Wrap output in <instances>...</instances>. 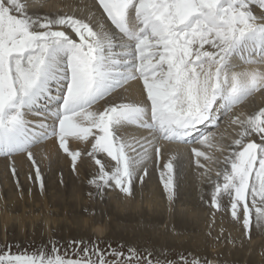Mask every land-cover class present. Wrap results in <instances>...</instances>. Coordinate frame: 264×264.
I'll return each mask as SVG.
<instances>
[{
  "label": "snow or ice",
  "instance_id": "obj_1",
  "mask_svg": "<svg viewBox=\"0 0 264 264\" xmlns=\"http://www.w3.org/2000/svg\"><path fill=\"white\" fill-rule=\"evenodd\" d=\"M96 2L111 27L95 13L33 16L27 0H0V157L26 154L43 189L32 149L54 139L73 170L82 156L93 160L97 172L89 183L98 194L115 187L130 196L138 171L153 156L159 162L166 145H201L227 153L210 206L226 210L227 198L246 232L253 223L264 228V108L231 117L238 127L231 144L201 128L218 129L222 115L264 91V0ZM133 81L142 83L145 102L96 108ZM130 127L147 135H130ZM73 143L90 147L73 149ZM191 152L207 175L201 158L215 162V155L198 147ZM176 160L171 155L160 171L170 202ZM72 243L83 247L71 256L52 244L0 253V264H172L151 252L129 249L125 256L110 246ZM183 264L212 262L184 258Z\"/></svg>",
  "mask_w": 264,
  "mask_h": 264
},
{
  "label": "rangeland",
  "instance_id": "obj_2",
  "mask_svg": "<svg viewBox=\"0 0 264 264\" xmlns=\"http://www.w3.org/2000/svg\"><path fill=\"white\" fill-rule=\"evenodd\" d=\"M93 1H95V0H88V3H86L89 10L92 11V13H95V18H99L100 20H104L105 23H108V22H106V19L104 17V14L102 13V10L99 9L97 4L95 3L96 1L95 2H93ZM49 3H51L50 0H48V1L41 0V2H38L40 9H43V10H46L45 6L48 5ZM66 6L67 5L61 4V7L59 8L60 13L58 12L57 14L58 15H65V14L71 15V12L69 11L70 7H68V6L66 7ZM51 12H56V11L53 10ZM108 25H110V22L108 23ZM122 95H124V94L119 93L116 97H113V98L111 96L108 97L106 99V101L104 102V104H102L99 107V109H102L106 104H108L110 102H117V103L118 102H127L128 99L126 100L125 98H123L124 96H122ZM128 102H130V101H128ZM100 103H102V101ZM260 108H264V104ZM260 108L259 107H257V108L253 107V108H250L251 110L249 109L244 113L245 114H253L255 111H259ZM230 120H227L228 123H230ZM224 121H226L225 117L221 120V122H224ZM236 131H238V128H236ZM253 138H255V137H253ZM87 147H90V146H87ZM72 148L75 149L74 147H72ZM79 148L81 149V147H79ZM206 152H211L217 158V161H215V162L205 161L201 158V161L203 162V164L206 165V168L211 169V171H209L207 175H202V173L205 172V169L198 167L196 162H193V164L191 163L189 165L184 161L176 162V165H177V167H176V184H177L176 197H175V200L172 201V208L171 207L169 208L167 206L168 203L167 204L162 203V205L160 207L161 209L159 208L160 212L162 213V219H163L162 223H155L151 220L152 216L149 214L152 212L149 211V208H147V205L145 204V202H146L145 198H147V191L150 189L149 188L150 184H148V181L151 184H153L154 182L162 183L160 180V175H157V174L159 173V171L162 170L163 165L161 163H160V165H158L159 162L157 163V160L155 157H153L154 159L152 158L151 160L147 161L146 162L147 165H150V163H151L152 164L151 166H153L154 170H157V171L159 170L158 172L155 171V172H157L156 174L154 172H152V173H154V177L158 181H156L152 177L153 176L152 174H151L152 175L151 177L153 179L150 177V174L147 177L143 176V178H145L143 181H141L139 178V180H140L139 184L140 185H139L138 189L137 188L135 189V194L137 195V196H135V198H136V200L140 201V206L143 205V207L142 206L140 207V209H141L140 211L144 212L143 213L144 215H146V213H147L148 216L144 219V222L143 221H133L132 224H131V222L130 223L125 222V223H122L123 225L121 224L122 226L120 225L119 222H116L117 223V224L115 223L116 225L114 224V222L109 223L108 231H106L105 234L101 238H98V237L96 238V236H94L93 234H91V236H89V238H87V236L84 237L82 235L85 232L86 233L89 232V228L91 227V223H92L91 221H89L85 224V228L88 231L85 228H83L85 230V231H83V229H81L82 226L76 225L70 219L68 220L64 217V215H63L64 209L60 208L59 206H58V208L52 206L54 204V201L61 203V204L64 203L65 199L63 197H60L61 193L59 192V188H60L59 186H61V184L63 182H65V184H66L68 182L67 180H69L65 174L63 175L62 172H59V170L60 169L62 170L63 167L62 166L60 167L58 165L59 164L58 160H54L55 162L54 161L52 163L50 162L51 166L49 168H47V171L44 173V177H43V181H44L43 182V192L45 193V197L50 204L49 205L50 208L47 211V213L50 215L49 216L50 220H51V221L49 220L50 224L52 225V226L50 225L51 229L49 231V234H43L42 235L38 231V226H40L42 224V222H44V219H45L42 217L43 215L40 216L38 219L34 218L35 220L34 219L32 220L30 217H28L25 220V225H26L25 232L21 234L19 232V230H20L19 224L16 221V219H14V218L17 215H21L22 212L21 213H15V212L11 211L12 213L11 212H9V213L13 214V221L15 220L14 221L15 223L13 221L10 223V225H9L10 227H8V230L6 233L5 242H3L0 238V253H4L7 251H11V253H13V254L24 253V252L32 253V252L36 251L37 249L50 247L52 244H58L59 247L61 248L62 252L64 250H67L69 256H71L74 251H78L79 248L83 247L82 244L77 245V244H73L72 242L84 241L89 245L96 243L103 250H109V246H110L111 249H116V250L122 251L125 254V256L128 255L129 249H135L137 252L141 253L142 255H145L146 253L151 252L154 258H158L162 262L163 261H171L172 264H183L184 258H186L188 260H191L192 258H198V259H201L202 261L207 260V261L212 262V257H217L216 263H214V264H264V236L254 240V242L252 241L251 235H252L253 230L255 228L254 223H253L251 232L249 233V232L245 231L244 227L242 226V223L240 224V222H237L233 219H231L230 221L225 219L226 217L232 218L231 213H230V208L227 207V198H224V201H223L224 204H226V207H227L226 210L216 211L214 208H212L210 206L211 192L213 190L212 181L216 179V176H215L216 170L224 167V165L222 163H220L219 161L222 160L223 155H226L227 153H224L222 155L221 153H217L215 150H209V149H206ZM64 156H67V155L64 153ZM81 158H82V160H89L90 159V162L92 160L90 157H87L86 155L82 156ZM29 162H30V166L27 170L23 169L22 171H19L17 173L18 174L17 176H14V174H12L9 177V180L11 179L10 180L11 185L12 184L15 186L18 185L17 188H15L14 192L22 193L23 195H24L23 192H25V194L27 196H29L28 193L31 189H32L31 191L34 192V190L36 188L41 187L40 181L39 182L35 181L36 182L35 183L34 180H32V179L31 180H25L24 178H21L23 172L28 171L30 175L36 173L35 167L33 166L32 162L30 160H29ZM36 162L40 168L41 165H40L39 161L36 160ZM93 163L94 162H91L92 165L90 164V167L93 170V172L89 167L88 168L86 167L87 165H85L83 167L84 170L83 169H81L82 171H80V169L78 170L77 177L79 178L81 185H84V186H87L90 188L93 187L95 189V187L89 183L90 179L97 172V165H95V163L94 164ZM58 166H59V168H58ZM190 166L195 167L193 169H196L195 170L196 173L191 174ZM69 171L74 173V171H76V169L73 170L72 165H70ZM8 175L9 174H6V176H8ZM202 176H205L206 182L201 184L200 182L202 181V179H201ZM63 178L66 180H64ZM136 179L134 180L133 184L135 183V181H138V179L137 180ZM146 180H147V182H146ZM51 181H53V184H50ZM4 182H5L4 176L2 174H0V189H1V192H3L2 195L0 192V199L5 200V203L7 204L6 207H8L7 209L9 210L10 209V203H9V201H6L5 194L9 190L8 187L10 188V186H7ZM23 184H24V186H23ZM28 184H31L32 187H34V188L29 187ZM54 185H56V186H54ZM146 185H148L149 187H147ZM52 186H54V188ZM144 189H147V190H144ZM48 191L49 192L51 191V193H48ZM59 194H60V196H59ZM112 194H114V195H112ZM112 194L106 193L104 191L103 194L101 195L103 198H100V199L98 198L97 203L98 202L100 203V200L103 201L101 203H105V202H108L112 199L115 200V198H116V200L121 201L122 197L125 195V193L121 192L119 190V188H116ZM87 195L88 194L86 192L85 193V199H86L85 201L90 200L89 202L88 201L86 202L90 205L94 202L93 201L94 199H92L93 197L87 196ZM116 195H117V197H116ZM48 196H50V198ZM108 196H109V198H108ZM51 197H52V199H51ZM88 197H89V199H88ZM110 197H111V199H110ZM105 198H106V201L104 200ZM143 201H145V202H143ZM33 205H34V207L32 208V211H36L37 209H40V207H41L40 205H36V203H34ZM170 205H171V203H170ZM164 206H166V208ZM30 209L31 208H27V210H26L27 216L30 215ZM195 209L201 211L200 213L202 214V218L200 220L195 221V222L189 223L186 227L189 230L182 231L181 225H183V224H182V222L177 220L178 215L180 213H183V212L185 213L187 211L190 213ZM61 211H63V212H61ZM57 213L58 214L60 213L59 216ZM222 213H224V214H222ZM218 216L221 219H219ZM55 217H57L56 218L57 219L56 224L53 221L55 219ZM214 217H216V218L214 219ZM148 218H150V219H148ZM224 219H225V221H224ZM32 222H33V224H32ZM61 222H63L62 223L63 226L61 225ZM70 222H72V223H70ZM233 222H235V224H233ZM124 225H126V226H124ZM117 226L118 227L120 226V227L117 229ZM141 226H143V227H141ZM34 227L36 228L35 229L36 231L34 230ZM216 227H220V228H217V230H216ZM234 227H235V230L233 229ZM237 228L239 230L241 229L243 233L242 232L237 233L236 236L233 237L232 240L228 239V238H231V234L234 233L237 230ZM65 229H66V231H65ZM70 231H78V232H80L79 233L80 235L78 237H74L69 233ZM116 231H117V233H114ZM118 232H119L120 236L118 235ZM127 232H129V233H127ZM174 232H177L178 234L177 233L174 234ZM191 232H193V233H191ZM181 233H183L184 236H182ZM38 234H39V236H38ZM229 234H230V236H229ZM239 234H240V236H238ZM200 236H203V237H200ZM116 237H118L119 240ZM225 239H228L227 242L225 241L226 244L223 243V241ZM175 240H176V242H175ZM230 240L232 241V243H229ZM167 241H169V243H170L169 245L167 244L168 243ZM195 241H197V245L199 246L197 251H195L191 247H188V245L194 244ZM221 243H223L220 246L221 248L219 247L215 250H211L212 246H217ZM180 244L187 245V247L180 250L179 249ZM163 245H165V246H163ZM218 249H221V250H218ZM236 250L242 252V255L239 256L238 259H237V257L234 256V253ZM227 257H229V258H227ZM109 258H111V257H109ZM251 258L253 260L254 259L255 260L251 261ZM233 259H234V261H233ZM248 260H250V261H248ZM251 262H253V263H251Z\"/></svg>",
  "mask_w": 264,
  "mask_h": 264
},
{
  "label": "bare ground",
  "instance_id": "obj_3",
  "mask_svg": "<svg viewBox=\"0 0 264 264\" xmlns=\"http://www.w3.org/2000/svg\"><path fill=\"white\" fill-rule=\"evenodd\" d=\"M48 1V0H46ZM96 1V0H95ZM93 1V2H95ZM38 2H41V0H27V3L29 5L28 7V13L30 15H33V16H49V17H54V16H57L58 12H59V8L61 7V4H64V5H67L68 7H70V12H71V15H74L78 18H82V19H87L89 14L92 13V11L89 10V8L87 7L86 3H88V0H50L51 3H49L48 5L45 6L46 10H43V9H40V6L38 4ZM45 2V1H44ZM91 2V1H90ZM97 4V2H95ZM90 5V4H89ZM66 6V7H67ZM65 7V6H64ZM92 9V8H91ZM55 10L56 12H51ZM63 10V9H62ZM67 10V9H66ZM60 13V12H59ZM68 13V12H67ZM99 19V18H98ZM106 19V18H105ZM107 22V21H106ZM109 23V22H108ZM107 23V24H108ZM109 27H111V25H108ZM119 93H123L124 96L123 98H125L128 101L130 102H145V94H144V91H143V87H142V83L140 81H133V82H130L126 88L124 89H120L118 90L117 92H115L111 97H116ZM106 101V100H105ZM105 101H102V103H100L99 105L96 106V108H99L102 104H104ZM264 104V91L262 92H259L257 93L256 95H254L253 97H251L248 101H246L244 104L236 107L232 113L228 114V115H222L221 116V120L225 117L226 118V121L224 122H221L220 120V123H219V129L217 128H211L210 126L209 127H205V126H201V128L204 130V131H216L219 134H223V143L224 144H231L232 140L234 138H236V128H238L236 125H232L230 123H228L227 120H230L232 116L236 115V114H239V113H244L246 112L247 110H249L250 108H257V107H261L263 106ZM251 110V109H250ZM257 112V111H255ZM254 112V113H255ZM128 133L130 135H135V136H141V135H147L146 132L142 131V130H139V129H136L135 127H130L128 129ZM231 140V141H230ZM70 146L74 147L75 149L76 148H79L81 147V149H85L87 146L85 145H80V144H71ZM192 147H198V148H201V150L203 151H206L207 148H204L203 146L201 145H185V144H168L165 146L164 150L162 151V154H161V159L159 160V163L158 165H160V163L163 165L167 159L171 156V155H176L177 156V160L175 161L176 162H180V161H184L186 162L188 165L189 164H193V162H195V157L194 155L192 154L191 152V148ZM33 151V155L35 157V160L39 161L41 167H40V173H41V176L42 178L44 177V173L47 171V168H49L51 166V163L54 161V160H58V165L61 167H63V169L59 170V172H62L63 175L65 174L66 177H68L69 180H67L68 182L65 184V182H63L61 184V186H59V192L61 193V196L59 194L60 197H63L65 199L64 203H58L56 201H54V204L52 205L53 207H56L58 208V206L62 209H64V217L66 219H70L74 224L76 225H79V226H82L81 229L85 228V224L89 221H91V227L89 228V232H85L84 234H82L84 237L87 236V238H89V236H91V234H93L94 236H96V238H101L106 231H108V228H109V223H112L114 222V224L116 222H119L120 225L122 223H125V222H132L133 221H143L144 222V219L148 216V214L146 213V215H144L142 211H140V207L143 205L140 206V201L136 200L135 196H137L135 194V189L139 187V177L140 176H145L144 175V167L147 168V172L148 174L146 175L149 176L150 174V177L152 176L155 180L156 178L154 177V173L156 174L158 171L157 170H154L153 169V166H151L152 164L150 163V165H144L141 167V169L138 171L139 173H137V179L138 181H135V183L133 184L132 186V195H124L122 197V200L119 201V200H110L108 202H105V203H101L103 202L102 200H100V203L98 201V198H103L101 196V194H98L97 193V190L96 188L94 189L93 187H87V186H84V185H81L80 184V180L79 178L77 177V173H78V170L80 169V171H82L81 169H83V167L85 165H87L86 167L90 168V164L91 162H93L91 160L90 162V159L89 160H82V158L77 162V166H76V171L71 172L69 171V166L72 165V162H71V159L70 157L68 156H64V153L61 149H59L58 147V144L57 142L53 139V140H48L46 141L45 143H42L36 147H34L32 149ZM217 153H220L218 151H216ZM223 155V154H222ZM155 157V156H153ZM154 159V158H153ZM203 159V158H202ZM51 162V163H50ZM55 162V161H54ZM152 162V161H151ZM183 162V163H184ZM202 162V161H201ZM182 163V162H181ZM203 163V162H202ZM94 164V163H93ZM92 165V164H91ZM30 166V162H29V159L27 157L26 154H19V155H15L11 158H7V157H0V174H2L4 176V180H5V184L7 186H10V188L8 187V191L7 193L5 194V197H6V201H9L10 203V209L8 210L6 207V203H5V200L4 199H0V238L3 242H5V237H6V233H7V230H8V227H10V223L13 221V214H11L12 212H15V213H21V215H17L14 219H16V221L18 222L19 224V232L22 234L25 232V220L30 217L32 220L35 218V219H38L40 216H42L44 219V222H42V224L40 226H38V231L40 234H49V231H50V215L47 213L48 209L50 208V204L49 202L47 201L46 197H45V193L43 192V189L41 187L39 188H36L33 191H29V196H27L24 193V195L22 193H16L14 192L15 191V188H17V186L15 185H11V179L9 180V177L10 175L13 174L12 172V168L15 167L16 169V172H15V175L14 176H17L18 172L19 171H22L23 169H28ZM58 166V168H59ZM95 166V165H94ZM195 167L193 166H190V172L191 174L192 173H196V169H193ZM158 169V168H157ZM84 170V169H83ZM92 170V169H91ZM157 171V172H155ZM89 172V171H88ZM93 172V170H92ZM91 172V173H92ZM154 172V173H152ZM9 174L8 176H6V174ZM198 173V172H197ZM140 176H139V175ZM152 174V175H151ZM179 174V173H178ZM177 174V175H178ZM91 175V174H90ZM157 175H160V171ZM197 175V174H196ZM156 176V175H155ZM198 176V175H197ZM151 177V178H152ZM21 178H24L25 180H34L35 181H38L39 180L37 179L36 177V173L35 174H32L30 175L29 172H23L22 173V177ZM52 178V177H51ZM65 178V177H64ZM63 178V179H64ZM152 178V179H153ZM159 178V177H158ZM17 179V178H16ZM15 179V180H16ZM45 179V178H44ZM81 179V178H80ZM136 179V180H137ZM145 178H143L144 180ZM148 179V178H147ZM151 179V180H152ZM202 181L200 182L201 184L206 182L205 180V176H202ZM55 180V179H54ZM66 180V179H64ZM150 180V179H149ZM13 181V180H12ZM154 181V180H153ZM158 181V180H156ZM3 182V181H2ZM26 182V181H25ZM44 182V181H43ZM147 182V180H146ZM145 182V183H146ZM152 182V181H151ZM36 183V182H35ZM143 183V182H142ZM4 184V185H5ZM17 184V183H16ZM50 184H53V181H51ZM148 184H150V187L148 185H146L147 187H149L150 189L147 191V198L146 199V202L145 204L147 205V208H149V211H151L152 213H150L149 215L152 216L151 220L155 223H162L163 222V219H162V213L160 212L159 208L161 207L162 203H168L170 205L169 206L167 204V206L170 208H172V201L170 202L168 200V197H167V193L163 187V184L162 183H156L154 182L153 184L149 183L148 181ZM29 187H32L31 184H28ZM45 185V184H44ZM187 185V184H186ZM24 186V184H23ZM22 186V187H23ZM56 186V185H54ZM54 186H52L54 188ZM3 187V186H2ZM6 187V186H5ZM21 187V186H20ZM27 187V186H26ZM7 188V187H6ZM19 188V187H18ZM34 188V187H32ZM45 188V187H44ZM5 189V188H4ZM27 189V188H26ZM58 189V188H57ZM56 189V190H57ZM116 188L115 187H112V188H107L105 189L104 191L106 193H110L112 194L114 192ZM143 189V188H142ZM50 190V189H49ZM55 190V191H56ZM144 190H147V189H144ZM0 192H1V189H0ZM5 192V191H4ZM33 192V193H32ZM54 192V191H53ZM87 192V196H91L93 197L92 199H94L93 203L92 204H88L86 203L87 201L89 202L90 200H87L85 201V193ZM146 192V191H145ZM3 192H1V195H2ZM48 193H51V191ZM53 194V193H52ZM50 195V194H49ZM114 195V194H112ZM145 195V194H144ZM50 198V196H48ZM55 197V196H54ZM106 197V196H105ZM117 197V195H116ZM119 197V196H118ZM2 198V197H1ZM109 198V196H108ZM142 198V197H141ZM52 199V197H51ZM89 199V197H88ZM111 199V197H110ZM55 200V199H54ZM106 201V198L104 199ZM143 200V199H142ZM175 200V199H174ZM60 201V200H59ZM142 202V203H143ZM34 203H36V205H40V209H37L36 211H32V208L34 207ZM175 203V202H174ZM226 205V204H225ZM166 208V206H164ZM27 208H31L30 209V215H26V210ZM55 208V209H56ZM59 208V209H60ZM227 208V207H226ZM161 209V208H160ZM144 210V209H143ZM163 210V209H162ZM161 210V211H162ZM171 210V209H170ZM173 210V209H172ZM12 211V212H11ZM60 211V210H59ZM181 211V210H180ZM11 212V213H9ZM63 212V211H61ZM201 211L199 210H193L192 212H183V213H180L177 217V220L182 222L183 225H181V230L182 231H187L189 229H187V225L191 222H195L197 220H200L202 218V214L200 213ZM188 213V214H187ZM58 214V213H57ZM56 214V215H57ZM60 214V213H59ZM58 214V216H59ZM224 214V213H222ZM220 215V214H219ZM222 216V215H221ZM226 216V215H225ZM61 217V216H60ZM219 217V216H218ZM223 217V216H222ZM29 218V219H30ZM57 217H55V219L53 220L54 223L56 224L57 222ZM64 218V219H65ZM213 218V217H212ZM216 217H214L215 219ZM34 219V220H35ZM63 219V218H62ZM150 219V218H148ZM218 219V218H217ZM219 219H221L219 217ZM225 219H227L228 221H230L231 219L233 218H230V217H226ZM224 219V221H225ZM50 220V221H49ZM150 220V221H151ZM15 221V220H14ZM13 221V222H14ZM59 221V220H58ZM62 221V220H61ZM66 221V220H65ZM151 221V222H152ZM27 222V221H26ZM60 222V221H59ZM64 222V221H63ZM61 222V225L62 223ZM70 222V223H72ZM213 222V221H212ZM222 222V221H221ZM227 222V221H226ZM15 223V222H14ZM53 223V224H54ZM68 223V222H67ZM128 223V224H129ZM138 223V222H137ZM141 223V222H140ZM139 223V224H140ZM154 223V224H155ZM33 224V222H32ZM54 224V225H55ZM117 224V223H116ZM115 224V225H116ZM142 224V223H141ZM222 224V223H221ZM231 224V223H230ZM229 224V225H230ZM233 224H235V222H233ZM241 224V223H240ZM114 225V226H115ZM123 225V224H122ZM121 225V226H122ZM130 225V224H129ZM224 225V224H223ZM52 226V225H51ZM63 226V225H62ZM126 226V225H124ZM134 226V225H133ZM132 226V227H133ZM161 226V225H160ZM159 226V227H160ZM225 226V225H224ZM231 226V225H230ZM235 226V225H234ZM239 226V225H238ZM69 227V226H68ZM120 227V226H119ZM117 226V229L119 228ZM143 227V226H141ZM140 227V228H141ZM236 227V226H235ZM235 227L233 228L235 230ZM255 227V228H254ZM254 230H253V233H252V241L254 242V240L258 239V238H261L264 236V228H257L254 224ZM67 228V227H66ZM78 228V227H77ZM217 228H220V227H216V230ZM36 228L34 227V230ZM69 229V228H68ZM79 229V228H78ZM86 229V228H85ZM126 229V228H125ZM134 229V228H133ZM150 229V228H149ZM62 230V229H61ZM87 230V229H86ZM114 230V229H113ZM191 230V229H190ZM36 231V230H35ZM66 231V229H65ZM68 231V230H67ZM81 231V230H80ZM83 231H85L83 229ZM82 231V232H83ZM88 231V230H87ZM119 231V230H118ZM125 231V230H124ZM178 231V230H177ZM190 232V231H189ZM242 230L238 229L231 234V238H228V239H233V237L236 236L237 233H241ZM61 233V232H60ZM72 236L74 237H78L80 234V232L78 231H70L69 232ZM114 233H117L114 232ZM113 233V234H114ZM125 233V232H124ZM123 233V234H124ZM129 233V232H127ZM177 233V232H174V234ZM193 233V232H191ZM230 233V232H229ZM243 233V232H242ZM178 234V233H177ZM67 235V234H66ZM117 235V234H116ZM118 235H119V232H118ZM182 236H184L183 233H181ZM234 235V236H233ZM39 236V234H38ZM41 236V235H40ZM109 236V235H108ZM120 236V235H119ZM230 236V234H229ZM240 236V234L238 235ZM200 237H203V236H200ZM67 238V237H66ZM118 238V237H116ZM123 238V237H122ZM69 239V238H68ZM83 239V238H82ZM125 239V238H124ZM127 239V238H126ZM202 239V238H201ZM200 239V240H201ZM228 239H225L223 241V243L226 244L227 240ZM90 240V239H89ZM119 240V238H118ZM122 240V239H121ZM129 240V239H128ZM204 240V239H203ZM230 240L229 243H232V241ZM251 240V239H250ZM64 241V240H63ZM130 241V240H129ZM181 241V240H180ZM226 241V242H225ZM168 245L170 244L169 241H167ZM176 242V240H175ZM131 243V242H130ZM223 243L217 245V246H212L211 247V250H215L217 248H219ZM166 244V245H167ZM186 244V243H185ZM202 245V244H201ZM165 246V245H163ZM179 249L182 250L183 248L187 247V245H184V244H180L179 245ZM167 247V246H166ZM170 247V246H169ZM173 247V246H172ZM188 247H191L192 249H194L195 251L198 250V245H197V241L194 242V244L192 245H188ZM250 247V246H249ZM221 248V247H220ZM252 248V247H251ZM159 249V248H158ZM218 250H221V249H218ZM237 251V250H236ZM234 253V256L238 257L242 255V252L241 251H237ZM247 251V250H246ZM214 252V251H213ZM244 252V251H243ZM177 253V252H176ZM212 253V252H211ZM215 253V252H214ZM232 255V254H231ZM246 257V256H245ZM211 258V257H210ZM229 258V257H227ZM244 258V257H243ZM256 258V257H255ZM258 258V257H257ZM219 259V258H218ZM231 259V258H230ZM216 260H217V257H212V264L216 263ZM236 260V259H235ZM255 260V259H254ZM252 258H251V261H254ZM234 261V259H233ZM250 261V260H248ZM253 263V262H251Z\"/></svg>",
  "mask_w": 264,
  "mask_h": 264
}]
</instances>
